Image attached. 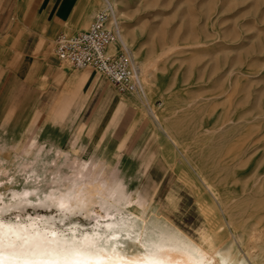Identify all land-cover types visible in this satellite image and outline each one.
Returning <instances> with one entry per match:
<instances>
[{
	"label": "rangeland",
	"instance_id": "obj_1",
	"mask_svg": "<svg viewBox=\"0 0 264 264\" xmlns=\"http://www.w3.org/2000/svg\"><path fill=\"white\" fill-rule=\"evenodd\" d=\"M115 3L146 70L142 89L120 91L86 68L101 85V139L48 137L29 120L10 126L1 103L0 221H34L53 238L92 239L85 245L102 250L101 228L117 218L128 226L112 238L117 248L135 251L132 230L157 240L170 227L217 257L216 231L221 249L235 245L249 264H264V239L250 238L255 223L264 225V0ZM31 164L38 178L25 173ZM66 190L95 202L64 209L56 195Z\"/></svg>",
	"mask_w": 264,
	"mask_h": 264
},
{
	"label": "crops",
	"instance_id": "obj_2",
	"mask_svg": "<svg viewBox=\"0 0 264 264\" xmlns=\"http://www.w3.org/2000/svg\"><path fill=\"white\" fill-rule=\"evenodd\" d=\"M100 7L101 0H0V104L10 126L29 120L48 137L101 139L97 76L48 52L52 37L87 29Z\"/></svg>",
	"mask_w": 264,
	"mask_h": 264
},
{
	"label": "bare ground",
	"instance_id": "obj_3",
	"mask_svg": "<svg viewBox=\"0 0 264 264\" xmlns=\"http://www.w3.org/2000/svg\"><path fill=\"white\" fill-rule=\"evenodd\" d=\"M107 3H109L108 0ZM109 4L112 8H115L113 6L116 5L115 0H113V5L111 3ZM119 36L120 39L126 43V37L122 34L120 26ZM116 51L117 50L114 45L109 47L108 52L112 53ZM150 62L153 61L150 60ZM149 66L150 63H147L144 67L147 69ZM144 70L140 68L141 78L142 75H144ZM147 80L149 79H146V81ZM30 158L31 157L28 159L31 160ZM19 165L22 167L20 162ZM6 167L7 165L5 162L1 160L0 171L5 170ZM21 167L19 168V171H22ZM29 167L30 168H28L25 173L28 176L31 175L38 178L39 170H37V167H33L32 164ZM78 189L79 188H77V190ZM82 189L83 188H81V190ZM77 190L70 192L66 190L67 192L65 191V193L62 194L57 193L59 194L56 195L58 196L56 198L58 206L64 207L65 209V206L72 202L74 208L76 207L78 210H82L86 204H92L95 202L93 199L87 198L86 196L76 197ZM251 215L255 217L258 216L256 213H251ZM107 216L109 217V215ZM60 220L63 222V219ZM7 221H0V264H249L245 259L246 256L244 257V254L242 255L235 245L231 244L227 248L221 249L223 239L220 234L216 233V231L212 233L211 236L212 243L216 245L214 253L217 257L210 251L202 248L192 238L183 234L180 230L171 229L170 227L163 229L159 234L158 239L156 238L157 240L150 237H144L142 234L135 233L132 230L131 233H128L126 239L136 248L134 249L135 251H130L126 250L125 247L123 249H121V247L117 248V241L112 240L117 233L128 229V226L124 224L121 225L117 218L113 220H106L105 222L103 221L104 227L101 226L102 235H98V237L102 238V241L100 242L102 243V250H98L94 247L89 248L85 245L88 242H94L92 239L75 241L76 237L74 235L68 238H59L57 236L53 238L56 234L55 230L44 232L40 228L36 227V223L34 221L19 224ZM254 226V228H251L250 238H253V240L256 238L257 241H253L252 243H256L262 238L264 239V225L255 223ZM142 230L145 232V227ZM217 232L219 231L217 230ZM147 246H153L157 249V251H154L151 256L139 254L141 251L138 249L144 247L147 248Z\"/></svg>",
	"mask_w": 264,
	"mask_h": 264
},
{
	"label": "built area",
	"instance_id": "obj_4",
	"mask_svg": "<svg viewBox=\"0 0 264 264\" xmlns=\"http://www.w3.org/2000/svg\"><path fill=\"white\" fill-rule=\"evenodd\" d=\"M115 45L116 52H108ZM54 56L74 68H90L120 91L142 89L140 68L132 50L119 36V23L109 3L93 16L87 29L76 34H58L53 41Z\"/></svg>",
	"mask_w": 264,
	"mask_h": 264
}]
</instances>
